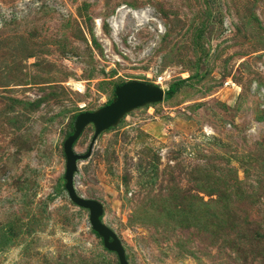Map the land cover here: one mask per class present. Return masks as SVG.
Returning a JSON list of instances; mask_svg holds the SVG:
<instances>
[{
	"label": "rangeland",
	"instance_id": "obj_1",
	"mask_svg": "<svg viewBox=\"0 0 264 264\" xmlns=\"http://www.w3.org/2000/svg\"><path fill=\"white\" fill-rule=\"evenodd\" d=\"M180 79L97 136L76 192L128 264H264V0H0V264H119L63 143L116 86Z\"/></svg>",
	"mask_w": 264,
	"mask_h": 264
},
{
	"label": "water",
	"instance_id": "obj_2",
	"mask_svg": "<svg viewBox=\"0 0 264 264\" xmlns=\"http://www.w3.org/2000/svg\"><path fill=\"white\" fill-rule=\"evenodd\" d=\"M165 89L156 84L142 81H127L114 89V98L110 103L94 111L79 113L74 120V130L63 143L65 156L64 189L70 201L83 209L88 210V219L92 230L101 238L104 247L116 254L119 264H128L124 248L115 234L101 221L103 214L102 204L91 198H85L76 192L74 185L75 173L78 170V161L87 159L92 152L97 136L115 125L118 120L130 110L150 103L161 102L164 99ZM93 125L94 132L85 153H77L74 144L88 125Z\"/></svg>",
	"mask_w": 264,
	"mask_h": 264
},
{
	"label": "trees",
	"instance_id": "obj_3",
	"mask_svg": "<svg viewBox=\"0 0 264 264\" xmlns=\"http://www.w3.org/2000/svg\"><path fill=\"white\" fill-rule=\"evenodd\" d=\"M185 82H186V79H180V80H177V81L173 82L168 87V89L165 90V94H164V99L163 100L169 99L170 97H172L181 88V86L184 85ZM110 101L108 103H110Z\"/></svg>",
	"mask_w": 264,
	"mask_h": 264
}]
</instances>
